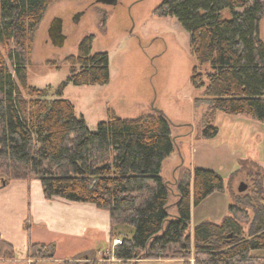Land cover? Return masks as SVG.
<instances>
[{"label":"trees","instance_id":"16d2710c","mask_svg":"<svg viewBox=\"0 0 264 264\" xmlns=\"http://www.w3.org/2000/svg\"><path fill=\"white\" fill-rule=\"evenodd\" d=\"M52 1L0 0V188L13 180L37 179L44 199L89 203L108 212L111 237L117 227L133 230L112 250L127 264L146 259L264 264V258L253 255L264 251V215H256L247 236L243 224L249 217L231 204L220 224L194 227L191 253V206L222 191L223 179L213 170L194 168L191 184H177L176 214H169V187L160 173L174 145L165 115L123 120L109 113L90 131L69 101L51 99L47 90L28 84L32 36ZM225 9L230 18L223 16ZM152 14L174 17L187 32L189 52L199 63L190 83L196 89L206 85L211 111L264 125V44L259 37L264 0H162ZM91 44V36L84 38L77 55L67 59L68 83H108L107 53L91 54ZM217 134L218 128L208 123L200 138ZM52 256L53 245H27V259ZM14 257V248L0 238V259Z\"/></svg>","mask_w":264,"mask_h":264},{"label":"rangeland","instance_id":"374dc122","mask_svg":"<svg viewBox=\"0 0 264 264\" xmlns=\"http://www.w3.org/2000/svg\"><path fill=\"white\" fill-rule=\"evenodd\" d=\"M161 1L116 0L113 5L97 0H53L32 36L27 80L30 86L47 90L49 98L69 101L76 117H82L90 131L106 121L109 113L123 120L158 114L167 117L174 148L163 162L160 176L169 187V214H176L177 184H191L194 168L213 170L223 179L222 191L191 206L188 235L192 253L194 227L204 222L220 224L230 204L247 213L249 222L243 224L247 236L254 231L256 215H264V125L242 115L210 110L206 85L196 89L190 83L199 63L189 52L187 32L174 17L152 14ZM78 13L81 15L75 21ZM223 16L230 18V11L225 9ZM54 18L62 20L65 40L61 46L48 35ZM89 36L91 54L107 53L109 81L104 85H73L67 82V59L77 55L79 43ZM259 37L264 44V15ZM7 64L15 79L8 60ZM208 123L218 128V134L203 140L200 132ZM240 183L245 185L242 192L238 191ZM27 226L19 224L21 231L27 232ZM132 232L127 227L123 234L130 238ZM253 255L264 258V251ZM95 264L104 262L98 259Z\"/></svg>","mask_w":264,"mask_h":264},{"label":"crops","instance_id":"0c3cea01","mask_svg":"<svg viewBox=\"0 0 264 264\" xmlns=\"http://www.w3.org/2000/svg\"><path fill=\"white\" fill-rule=\"evenodd\" d=\"M24 222L28 225L27 232L19 228ZM126 229L117 227L111 237L108 212L89 203L57 197L44 199L37 179L13 180L0 188V238L15 251L12 260L0 259V264H95L98 259L104 264H127L111 255L112 240L122 239ZM28 243L53 245L52 258L27 259ZM56 252H59L57 256ZM143 263L181 264V261L146 259L135 262Z\"/></svg>","mask_w":264,"mask_h":264},{"label":"water","instance_id":"95a60500","mask_svg":"<svg viewBox=\"0 0 264 264\" xmlns=\"http://www.w3.org/2000/svg\"><path fill=\"white\" fill-rule=\"evenodd\" d=\"M97 2L114 5L116 0H97ZM80 15H81L80 13L75 15V21L78 20ZM59 25H61L60 19L54 18L53 22L50 24L48 35L51 39L55 41L56 45L61 46L65 40V36L64 34H62L61 28ZM244 190H245V185L243 183H240V185L238 186V191L242 192Z\"/></svg>","mask_w":264,"mask_h":264},{"label":"built area","instance_id":"2783aa9c","mask_svg":"<svg viewBox=\"0 0 264 264\" xmlns=\"http://www.w3.org/2000/svg\"><path fill=\"white\" fill-rule=\"evenodd\" d=\"M122 243V240H121V238H114L113 240H112V242H111V248H112V250H113V248L115 247V246H118V245H120ZM112 255V254H111Z\"/></svg>","mask_w":264,"mask_h":264},{"label":"flooded vegetation","instance_id":"af4514ba","mask_svg":"<svg viewBox=\"0 0 264 264\" xmlns=\"http://www.w3.org/2000/svg\"><path fill=\"white\" fill-rule=\"evenodd\" d=\"M53 20H54V19H53ZM53 20H52V22H53ZM61 21H62V20L60 19V22H61ZM52 22H51V23H52ZM51 23H50V24H51ZM59 26H60V28H61V25H59ZM61 32H62V28H61ZM62 34H63V33H62Z\"/></svg>","mask_w":264,"mask_h":264}]
</instances>
